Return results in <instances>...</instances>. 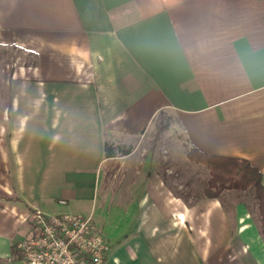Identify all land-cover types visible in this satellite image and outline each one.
<instances>
[{
	"label": "crops",
	"instance_id": "crops-1",
	"mask_svg": "<svg viewBox=\"0 0 264 264\" xmlns=\"http://www.w3.org/2000/svg\"><path fill=\"white\" fill-rule=\"evenodd\" d=\"M0 42L32 57L0 67V264L34 208L91 213L109 264H264L243 199L186 198L149 162L116 178L115 213L99 192L105 143L167 112L264 173V0H0Z\"/></svg>",
	"mask_w": 264,
	"mask_h": 264
},
{
	"label": "rangeland",
	"instance_id": "rangeland-1",
	"mask_svg": "<svg viewBox=\"0 0 264 264\" xmlns=\"http://www.w3.org/2000/svg\"><path fill=\"white\" fill-rule=\"evenodd\" d=\"M31 58V55L22 47L0 42V67L7 63H28L32 60ZM120 147L134 149V152L130 156L118 153L116 158L110 160L106 165L99 192L111 197L107 205L110 212H116V189L118 188L116 178L127 179L130 173H136L135 170H129V165L132 163L133 165L145 162L154 163L153 171L168 179L172 183L171 188L186 198L193 199L203 195V188L209 177L208 169L204 164L188 158L189 147L184 134L170 112L158 116L145 132L134 137L130 143L121 144ZM220 195L227 196L233 201L247 199L236 190L224 189ZM256 209V203L251 205V213L259 223ZM25 222L28 225L29 233V223L26 220ZM15 253L13 256L16 259L18 257Z\"/></svg>",
	"mask_w": 264,
	"mask_h": 264
},
{
	"label": "built area",
	"instance_id": "built-area-1",
	"mask_svg": "<svg viewBox=\"0 0 264 264\" xmlns=\"http://www.w3.org/2000/svg\"><path fill=\"white\" fill-rule=\"evenodd\" d=\"M25 220L29 233L14 243L20 264H109L107 241L91 213L34 208Z\"/></svg>",
	"mask_w": 264,
	"mask_h": 264
},
{
	"label": "trees",
	"instance_id": "trees-1",
	"mask_svg": "<svg viewBox=\"0 0 264 264\" xmlns=\"http://www.w3.org/2000/svg\"><path fill=\"white\" fill-rule=\"evenodd\" d=\"M128 152V148L123 149L120 145L105 143L106 157ZM187 156L194 162L204 164L208 169L209 177L203 188L204 195L217 197L224 189L236 190L242 197H247L243 200L249 208L256 203L259 229L264 238V173L244 157L209 154L194 146L188 148ZM12 252H16L14 244Z\"/></svg>",
	"mask_w": 264,
	"mask_h": 264
},
{
	"label": "snow or ice",
	"instance_id": "snow-or-ice-1",
	"mask_svg": "<svg viewBox=\"0 0 264 264\" xmlns=\"http://www.w3.org/2000/svg\"><path fill=\"white\" fill-rule=\"evenodd\" d=\"M181 219H183V217H181Z\"/></svg>",
	"mask_w": 264,
	"mask_h": 264
}]
</instances>
